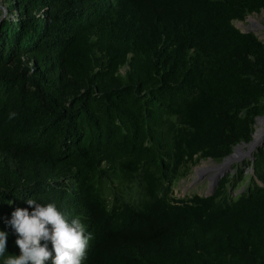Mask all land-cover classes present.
Returning a JSON list of instances; mask_svg holds the SVG:
<instances>
[{"label":"trees","instance_id":"obj_1","mask_svg":"<svg viewBox=\"0 0 264 264\" xmlns=\"http://www.w3.org/2000/svg\"><path fill=\"white\" fill-rule=\"evenodd\" d=\"M9 5L15 18L0 24L7 253L20 254L5 220L31 211L32 197L82 220L83 264H264V135L212 194L172 195L201 159L220 163L248 145L264 116V43L233 24L264 12V0Z\"/></svg>","mask_w":264,"mask_h":264},{"label":"clouds","instance_id":"obj_2","mask_svg":"<svg viewBox=\"0 0 264 264\" xmlns=\"http://www.w3.org/2000/svg\"><path fill=\"white\" fill-rule=\"evenodd\" d=\"M15 116L10 112L8 118ZM25 202L31 211L18 207L5 220L17 236L20 254L7 253L8 232L0 230V264H48L49 260L51 264H83L88 237L82 220L66 215L53 202L41 203L32 197Z\"/></svg>","mask_w":264,"mask_h":264},{"label":"rangeland","instance_id":"obj_3","mask_svg":"<svg viewBox=\"0 0 264 264\" xmlns=\"http://www.w3.org/2000/svg\"><path fill=\"white\" fill-rule=\"evenodd\" d=\"M9 1H12V0H0V24L6 19L14 20V18H15L14 11H13V9H11V6L9 5ZM250 19H253V21L256 24L253 25ZM233 24L235 27L239 28L240 30H242L244 32L247 31L248 29H252L254 34L264 43V12L263 11H261L258 14H255V13L251 14V15L247 16L243 21H233ZM121 71H124V68H122ZM261 121H263V124L260 123ZM255 127H256L255 132L257 129L260 131L258 138L255 140V141H258L257 145L250 152L249 145L240 144L242 151L246 152L247 154L242 155V156L238 157L235 161H233V163L230 164L231 169L228 172H226V174H228V173L233 174L234 171L236 170V168H235L236 166L239 167L244 162L248 161L251 158V156L253 155L255 148L259 145V143L262 142V137L264 135V119L263 118L257 119V123H256ZM255 132H254V135H255ZM236 147H239V146H236ZM236 147H234L233 150H235ZM2 159L3 158L0 157V163H1ZM223 161H224V159L221 162H223ZM204 163L218 164V162H214L211 159H201L196 165H194L190 168L189 172L182 179H180L179 181H177L173 185L172 195L174 197L185 198V197H190L193 194H197L200 196H203V195L207 196V195L212 194L211 193L212 188H213L212 182H213V179L218 176V174H215L213 176V178H209L207 175L196 176V174H195L196 168L200 167ZM243 169H245L247 174L251 175L252 171H251L250 166L245 165ZM244 186L245 185L242 184L239 188H237L235 191H233L232 192L233 195L235 196L238 192H241L244 189Z\"/></svg>","mask_w":264,"mask_h":264},{"label":"bare ground","instance_id":"obj_4","mask_svg":"<svg viewBox=\"0 0 264 264\" xmlns=\"http://www.w3.org/2000/svg\"><path fill=\"white\" fill-rule=\"evenodd\" d=\"M250 20H251L253 25L256 24L253 21V19H250ZM260 123L263 124V121H261ZM259 134H260V131L257 129L256 132H255V135H254L255 140L258 138ZM240 146L241 145H239V147H236V149L232 152V155L230 157H228L227 159H225L223 162L218 163V164H213V163L207 164V163H204L200 167L196 168V171H195L196 176L207 175L209 178H213V176L215 174L219 175L222 172H224L225 170H227L230 167V164L233 163V161H235L238 157L247 154L246 152L242 151V148Z\"/></svg>","mask_w":264,"mask_h":264},{"label":"water","instance_id":"obj_5","mask_svg":"<svg viewBox=\"0 0 264 264\" xmlns=\"http://www.w3.org/2000/svg\"><path fill=\"white\" fill-rule=\"evenodd\" d=\"M245 32L249 33V32H253V30H252V29H248V30L245 31ZM253 33H254V32H253ZM261 118L264 119V116L261 117ZM257 143H258V141H255V139H254V135H253L252 141L248 143V145H249V147H250V149H249L250 152L254 149V147L257 145ZM231 155H232V153L229 154L227 157H225V159H227V158L230 157ZM251 157H252V156H251ZM225 159H224V160H225ZM230 169H231V168L229 167L227 170H225L224 172H222L221 174H219V175L213 180V182H212V186H213V188H212L211 193H213V192L215 191V188H216V186H217V184H218L220 178H221V177H224V176L226 175V172H228Z\"/></svg>","mask_w":264,"mask_h":264}]
</instances>
